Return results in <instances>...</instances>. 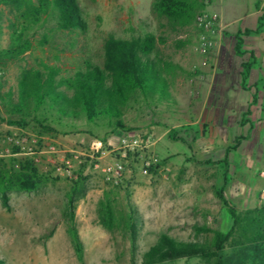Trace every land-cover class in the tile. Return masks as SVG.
<instances>
[{"label":"rangeland","instance_id":"obj_1","mask_svg":"<svg viewBox=\"0 0 264 264\" xmlns=\"http://www.w3.org/2000/svg\"><path fill=\"white\" fill-rule=\"evenodd\" d=\"M187 1L192 18L183 23L157 15L154 0H78L88 24L80 44L96 62L101 61L108 33L128 38L148 32L157 39L152 58L162 75L156 95L137 94L124 108L129 130L80 120L76 132L57 127L56 133H38L31 124L8 125L0 101V147L18 129L29 144L54 145L61 167L58 172L46 157L33 160L39 183L27 192L17 190L14 181L17 161L29 156L0 158V175L14 179L7 185L6 208L0 199V259L7 264H132L129 233L120 221L128 205L137 217L134 264H144L143 254L161 233L182 242H203L211 234L198 229L229 230L232 218L218 192L238 213L264 204V54H256L242 86L240 62L251 61L248 35L242 34L243 57L234 53L235 36L247 29L252 12L258 11L260 31L262 0ZM7 17V9L0 6L1 47L7 42ZM212 17L213 34L199 24V18ZM208 35L214 45L202 52L201 37ZM77 49L65 54L67 64L79 56ZM36 55L39 51L0 68L3 91L14 86L19 70ZM97 141L101 148L95 152L91 147ZM114 163L124 168L117 183L103 173ZM76 182L84 193H77L72 211L80 258L66 214L67 194ZM105 198L120 221L112 229L99 219V202ZM258 247L256 251L253 245L231 244L220 259L191 257L159 264H264V247Z\"/></svg>","mask_w":264,"mask_h":264},{"label":"trees","instance_id":"obj_2","mask_svg":"<svg viewBox=\"0 0 264 264\" xmlns=\"http://www.w3.org/2000/svg\"><path fill=\"white\" fill-rule=\"evenodd\" d=\"M259 1V0H257ZM257 6V4H255ZM7 9V42L0 46V68L8 63L21 61L26 54L34 56L16 76L14 86L3 91L5 81H0V101L9 119L10 126L32 125L38 133H56L57 127L76 132L75 124L80 120L101 123L111 130H129L123 121L124 108L137 94L144 98L155 96V86L161 71L152 58L157 39L148 32L116 37L108 33L102 42L100 62L92 59L86 47L80 43L88 34V24L78 0H0ZM153 11L169 20L190 22L192 6L187 0H154ZM0 26V36L2 35ZM255 30L244 29L236 34L234 53L242 58L244 52L242 34L247 36ZM79 49H77L78 47ZM79 51L75 61L66 63L64 56ZM49 54V55H48ZM241 61L239 73L243 86L254 64ZM252 100L255 97L252 96ZM31 157L17 161L18 174L15 178L17 190L27 192L36 189L39 174ZM13 177L0 175V199L7 207L6 191ZM78 191L77 182L67 194L66 214L70 220V235L81 257V244L73 224V205ZM219 198L230 217L232 226L227 231L198 229L210 233L207 241L182 242L166 233H161L156 242L143 254L144 264H159L180 258L199 257L220 259L226 245H258L264 247V204L243 213H238L218 192ZM101 224L112 229L123 222L127 229L132 249V264L136 248V211L128 205V213L120 221L114 218L108 198L99 202ZM0 264H7L0 259Z\"/></svg>","mask_w":264,"mask_h":264},{"label":"built area","instance_id":"obj_3","mask_svg":"<svg viewBox=\"0 0 264 264\" xmlns=\"http://www.w3.org/2000/svg\"><path fill=\"white\" fill-rule=\"evenodd\" d=\"M212 19L208 18H199V24L202 25L205 31H210L211 34L214 33L212 29ZM201 50L204 52L206 49L211 48L214 43L211 41V36H202L201 37ZM35 141L32 143H28L27 137L22 134L18 129H13L9 136L7 137V144L0 147V158L1 157H15L18 155H25L33 158L34 160H38L39 157H46L47 161L53 164L54 166L58 165L59 159H57L58 151L56 147L52 144H47L42 147L34 146ZM101 148V142L97 141L92 144L91 149L95 152L99 151ZM67 168H70L69 161H66ZM98 167L97 165H94ZM56 170L60 172L61 167L57 166ZM123 165L121 163H114L113 165L106 166L103 169V173L105 174L106 178L114 183H117L123 174ZM67 174H70V169L66 170Z\"/></svg>","mask_w":264,"mask_h":264},{"label":"crops","instance_id":"obj_4","mask_svg":"<svg viewBox=\"0 0 264 264\" xmlns=\"http://www.w3.org/2000/svg\"><path fill=\"white\" fill-rule=\"evenodd\" d=\"M261 6L264 8V0H262ZM256 13H258V11L252 12L251 16H250V19L247 21V25L248 26H246V28L249 29V30L257 29V19H258V17L255 16ZM261 24L262 25H261L260 31L258 30V32L249 33L250 35L247 36V41H246V38H245V44H248V46H249L247 49H248V51L250 53H252L254 55V59L255 60L258 57V56H256V54L259 55L258 54L259 52H260V55L264 54V19H263ZM224 59L225 58L220 60L219 70L217 71L219 73L218 75H220V73H221V67L223 66V60ZM255 71H257V69L254 68L253 72H255ZM261 71H264V68ZM215 75L216 74L214 73V78H215ZM215 81L217 82V79ZM220 88H221V86H219V89ZM217 92H219V91H217ZM220 92H221V90H220Z\"/></svg>","mask_w":264,"mask_h":264}]
</instances>
